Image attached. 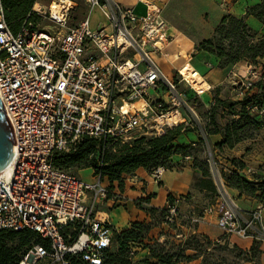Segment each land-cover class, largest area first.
<instances>
[{"label": "built area", "instance_id": "obj_1", "mask_svg": "<svg viewBox=\"0 0 264 264\" xmlns=\"http://www.w3.org/2000/svg\"><path fill=\"white\" fill-rule=\"evenodd\" d=\"M52 1L61 5L59 12L47 8L45 14L63 27L73 3ZM139 2L141 12L113 0H85L89 13L73 27L51 32L25 20L13 34L0 0V98L15 141L9 175L0 178V230L35 231L48 243L33 244L17 264H102L111 246L115 229L98 207L108 199L106 179L94 174L84 181L55 167L54 155L74 152L85 136L110 137L123 145L197 124L186 90L202 97L212 87L191 59L181 57L170 72L163 69L159 59L167 57L174 37L163 7ZM31 10L40 11L35 3ZM94 10L104 18L97 26L90 21ZM180 54L173 57L180 59ZM186 61L192 69L184 74ZM199 77L207 87L198 84ZM242 85L248 89L252 82ZM152 88L161 93L150 94ZM206 102L207 107L212 95ZM247 109L264 119V108L254 104ZM165 170L157 166L150 175L158 180ZM217 193L199 213L180 214V198L167 200L166 221L181 216L193 231L205 222L224 237L264 240V205L240 210L222 181Z\"/></svg>", "mask_w": 264, "mask_h": 264}, {"label": "trees", "instance_id": "obj_2", "mask_svg": "<svg viewBox=\"0 0 264 264\" xmlns=\"http://www.w3.org/2000/svg\"><path fill=\"white\" fill-rule=\"evenodd\" d=\"M36 2L37 0H2L5 9V21L13 34L18 32L25 20L33 24L40 21L41 16L31 10ZM246 16H252L264 24V0H259V3L248 6ZM196 50L216 57L218 59L216 66L221 69L239 62L255 65L260 58H264V36H258L257 32L245 22L243 17H236L228 13L222 16L212 35L196 46ZM254 85L260 88L261 94H264V77L255 82ZM186 94H188V100L195 97L193 93L186 92ZM237 103L240 104V107L236 111L233 110L234 103L228 104V102L222 101L218 88H215L212 102L207 107L204 104L208 108V128L206 132L207 134H219L221 136V140L214 143L218 148L223 146L231 148L234 143L238 142L240 139L238 133L245 123L264 125V119L257 115H251L247 109L248 106L254 104L264 108V103L251 97L248 98L247 95ZM218 108L227 109L230 114L238 115V118L220 127L215 119ZM240 123H244V125L242 126ZM186 131L190 130L183 127V125H179L159 136H141L134 139L130 144L123 145L110 137L98 139L85 136L74 152L56 154L52 157V163L55 167L67 171L72 168L77 171L91 168L94 174H100L107 179L110 189L113 188V183H116L117 187L122 189L124 176L133 173L138 168H143L149 172L157 166H164L166 169L172 168L174 163L171 161V157L178 154L183 155L188 149V146L184 144L175 143L176 138ZM199 140L202 141V138L200 137ZM233 163H236L238 169L242 170L244 166L242 162L233 160ZM192 167L201 172L197 190L200 192L207 190L215 192V186L209 177V170L204 166H199L195 161ZM225 182L229 188L237 190L240 195L264 199V176H254L250 180L244 178L238 171H231ZM257 192H260V195H257ZM167 199L171 201L172 197L168 196ZM140 202H147V200H140ZM145 211L147 213L154 211L165 213V209L154 207L145 209ZM149 229V224L134 221L121 232L114 230L111 246L104 250L102 264L126 263L127 252L126 248H122V246L125 247L126 242L129 241L134 242L143 239ZM197 237L192 235L190 240L184 243L185 247H180L183 250L190 248L200 251L203 246L200 245ZM204 238L207 240L206 244H211L207 236H204ZM222 240L226 241L227 238L224 237ZM115 242L120 245L115 251H112V244ZM192 242V246H187L191 245ZM33 244H41L44 247L48 245L47 241L35 231L26 229L19 232L0 230V264H17L21 256ZM23 247H25L24 250H22ZM256 247L257 242L252 241V246L247 253L252 254V256L255 255ZM152 251L149 257L156 259V262L148 264H176L183 260L189 262L196 258L193 255L184 254L182 251H179V254L165 251L163 247ZM241 253L243 252L240 251ZM252 256H248V259L254 261ZM244 257H247V255ZM201 264H207L206 260H203ZM210 264L218 263L210 262Z\"/></svg>", "mask_w": 264, "mask_h": 264}, {"label": "rangeland", "instance_id": "obj_3", "mask_svg": "<svg viewBox=\"0 0 264 264\" xmlns=\"http://www.w3.org/2000/svg\"><path fill=\"white\" fill-rule=\"evenodd\" d=\"M51 1L52 0H37V2L41 5L40 8H37L40 9L38 14L41 16L40 21L37 23V27L39 29L50 30L51 32H54L58 29L73 27L79 20L86 17V15H88L89 13L87 5L85 4V0H65L69 1L68 4H70L71 1V3H73V6L68 12L65 26L62 27L51 21L48 15L45 14V11L47 10L46 7H48ZM172 1L173 0H170V3L167 7L170 6ZM187 1L188 0H182V3L178 4L176 7L177 9H175V13L177 15L180 14L181 16V21L179 22V24L182 27H186L188 30H191L190 26L192 25V28L194 27V29H198L202 20H208V14L202 13L200 17L193 15L190 16L189 19L186 18V16L188 15V13H192L193 7H195L196 5L211 0H189V3H187ZM224 1L225 0H220V3L226 6V1L225 4L223 3ZM90 18L91 24H93L92 26H97V24H100L104 20L102 14L97 10H94L92 12ZM184 21L187 24H185ZM186 41L190 44L189 40L186 39L185 42ZM190 46L193 45L185 47V45L182 44L181 48L184 49H182L181 57L186 58L187 60L192 59L191 62L197 69V62H203V64L206 65L205 59H201L200 57H198L196 45H194L193 48ZM171 49L172 52L177 51L176 48ZM188 54H190L192 58H190ZM181 57L177 60L178 63L183 62ZM165 61L161 60L163 69L167 71L169 65ZM186 63L188 64V61L184 62V64ZM241 67L245 68L244 74L240 73V70L242 69ZM199 71L201 74H204L205 72L203 70ZM262 77H264V58H260L255 65L248 64L246 62H239L235 65L225 67L221 78L223 79V82L218 86L212 87L210 94L206 93L208 94L207 96L203 95L202 97L195 96L190 98L189 103L192 105L197 115V124L195 125L191 122V125H183V127L190 130L181 134V140L183 144L188 146V149L184 154L189 157L185 159V155L183 154L181 155V160L184 162H190L191 165L195 161L197 162V164H199V166L206 167L209 170V177L211 178V181L215 186V192H210L209 190L202 191V194L196 197V199H192L191 196L188 195L185 198V203L180 206V214H187L191 210L199 213L203 207L213 203L216 195L218 194L217 186H219L220 181L223 182L228 193L231 192L225 182V179L231 173V171H238L244 178L250 180L254 176H264V125H253L245 122L244 125V123H240V125L244 126L238 133L240 135L239 141L234 143L231 148L227 146L218 148L214 143H211V139L206 132L208 128V108H206L203 103L207 101L209 95H213V90H215V88H218L220 99L222 101L228 102V104L232 102L234 103L233 110L236 111L240 107V104L237 102L245 95H247L248 98L251 97L257 101H260L261 103H264V99H262L264 98V94H261L260 88L254 85V83L259 79H262ZM247 79L251 80L253 84L248 89L242 85V82H245V80ZM149 92L150 94L158 95L160 91L157 92L152 88ZM186 92L190 93L189 90H186ZM142 103L143 102H140L138 105H141ZM236 118H238V115L230 114L229 110L227 109L222 110L218 108V110L216 111L215 119L220 127L229 124L233 120H236ZM200 137L202 138V141L199 140ZM177 139L178 137L176 138V140ZM233 160H239L243 163L244 166L242 170L238 169V167L236 166L237 164L233 163ZM70 172L75 174L76 176L78 175L79 178L84 181H91L92 175L94 174H92L89 169H84L78 172L76 169L72 168L70 169ZM196 172L197 173L193 175L192 183L195 189L199 187V179L201 178V172L198 169H196ZM103 183L106 185L108 184L104 180ZM108 188V197L112 196L114 200L113 205L109 207V209H116L118 207L122 208L123 203L121 204L119 201L121 199L120 196L116 195L115 193L113 194L112 189H110V187ZM256 194L260 195V192H257ZM251 198L255 199L257 206L264 205V199H259L257 197ZM134 203L137 208H140L143 211H145V209L152 208L147 202L135 201ZM187 203H192L194 205L193 209H190ZM104 204L105 202L98 207L101 208ZM236 204L237 206H239L238 202H236ZM159 209L164 210V207ZM240 210L244 211V209ZM100 212H103L102 209L101 211H99V213ZM100 216L103 217L101 213ZM103 218L107 220L106 216H104ZM132 222L133 221H130L128 226L125 228H115L116 232H121L122 230L128 228ZM137 222H144L146 224H149L150 229L143 239L134 242L129 241L126 242L125 247L122 246V248H126L127 252V261L124 264H148L156 262V259H154L153 257H149V254L152 250H158L159 247H163L165 251L176 252L177 254H179V251H182L184 254L193 255L196 257L189 262L183 260L182 262L184 264H201L203 260H206L207 264H210V262H216L218 264H264V240L256 241L257 247L255 248V255L252 256V254L250 255V253H247V251L251 248L252 243L246 246L245 240H242L244 243L242 242L241 246H239L236 243H233V240H222L224 237H217L216 239L218 241H216L214 236H212L213 238L211 239L207 235L196 233L195 231H193L188 220L183 219L181 216L176 219L174 223H169L165 219L164 212L161 213L160 211H154L151 213H147V218L145 220ZM180 233H184V236L181 238L177 237V235ZM192 235L198 236L197 238L200 242V245L203 246L200 251L198 249L194 250L190 248H187L185 250L182 249V247H185L184 243L190 240ZM204 236H207L209 238L211 244H206L207 240L204 238ZM230 239L235 238L230 237ZM192 244L193 242L191 243V245L187 246H192ZM119 245L120 244L117 242L113 243L111 250L115 251L119 247ZM24 249L25 247H23L22 250ZM240 251H242L243 253L240 254ZM246 255L247 257H244ZM248 256H252L254 258V261L249 260ZM39 264L45 263L41 262Z\"/></svg>", "mask_w": 264, "mask_h": 264}, {"label": "crops", "instance_id": "obj_4", "mask_svg": "<svg viewBox=\"0 0 264 264\" xmlns=\"http://www.w3.org/2000/svg\"><path fill=\"white\" fill-rule=\"evenodd\" d=\"M125 7L134 8L135 11L141 12L143 7L139 0H113ZM154 3H157L163 7V16L168 22V33L174 37V42L166 49L167 57L160 58L161 60H167L168 70L166 72H170L172 65H179L180 63L173 57L175 53L178 51L181 52L179 57L182 55V44L186 46L189 45H198L202 40L209 38L215 26L219 23L220 19L224 14H232L236 17H243L245 22L257 32L258 36H264V24L259 22L252 16H246V9L248 6L255 5L259 3V0H225L226 6L218 1H206L202 4H198L193 7V11L191 14L188 13L186 18H190V16H199L203 14H208V20L200 22V26L198 29H194L191 27V30H188L186 27H182L179 22L181 21L180 14L175 13V9H177V5L182 3V0H173L169 7H167L170 3V0H150ZM190 1L188 0L187 3ZM99 13L100 11L97 10ZM171 14V15H170ZM185 22V21H184ZM185 24H187L185 22ZM93 25V24H92ZM189 36V37H188ZM190 38V39H189ZM189 40L190 44L185 42V40ZM192 40V41H191ZM183 42V43H182ZM193 46H190L193 48ZM189 47V48H190ZM171 48H176V52H172ZM188 48V49H189ZM174 50V49H173ZM190 58L191 55L188 54ZM198 57L201 59H205V64L203 62H197L198 70L205 71V78L211 87L218 86L223 82L222 75L223 69L219 68L217 65L218 59L213 55H210L206 52H198ZM192 60V59H191ZM166 62V61H165ZM175 62V63H174ZM177 62V63H176ZM192 63V62H191ZM193 64V63H192ZM208 64V65H207ZM162 65V62H161ZM210 94V93H209ZM208 94H206L207 96ZM210 95L207 99H209ZM207 103L206 101L203 102ZM211 139V143H216L221 140V136L219 134H208ZM176 144H183L181 140V135L178 136V139L175 141ZM171 161L174 163L173 167L170 169H166L161 177L158 180H154L150 175L149 171H146L143 168L136 169L133 173L124 176L123 178V186L122 189H119L116 183H113L112 193L120 196V203L123 205L122 208L118 207L116 209H109L114 203L113 197H108L105 201V204L99 208V211L102 216H106L107 220L103 218L108 225L115 228H125L128 226L130 221H143L147 218V213L140 208H137L135 205V201L147 200L149 206L154 208H162L165 207V203L168 200V196L172 198H180V206L185 203V197L190 195L192 199H196L202 193L195 189L192 185L193 183V175L196 174V168L192 167L190 162H184L181 160V155H173L171 157ZM89 169L92 174L93 170ZM84 169L78 170V172ZM94 174L92 175V177ZM107 181V179H106ZM109 184V183H108ZM229 188V187H228ZM231 192L229 194L234 197L235 202L239 203V209H244V211H250L257 206L255 199H252L250 196L240 195L237 190L229 188ZM190 209H193L194 205L192 203H187ZM186 205V206H187ZM125 206V207H124ZM184 207V206H183ZM122 209V210H121ZM193 211V210H191ZM243 211V210H242ZM194 231L196 233H201L209 236L211 239L212 236L215 237H224L222 231L217 228L214 224L209 223H199ZM229 236L227 240L236 243L241 246V243L245 240L246 246L250 245L252 241L247 239H230ZM243 240V241H242ZM244 243V242H243ZM176 264H184L183 262H179Z\"/></svg>", "mask_w": 264, "mask_h": 264}, {"label": "water", "instance_id": "obj_5", "mask_svg": "<svg viewBox=\"0 0 264 264\" xmlns=\"http://www.w3.org/2000/svg\"><path fill=\"white\" fill-rule=\"evenodd\" d=\"M15 144L11 124L6 116L5 108L0 98V172L5 170L10 164L13 151L12 146ZM0 181V192L3 190Z\"/></svg>", "mask_w": 264, "mask_h": 264}, {"label": "bare ground", "instance_id": "obj_6", "mask_svg": "<svg viewBox=\"0 0 264 264\" xmlns=\"http://www.w3.org/2000/svg\"><path fill=\"white\" fill-rule=\"evenodd\" d=\"M60 2L61 3H69V1H65V0H60ZM37 5H38V7H37ZM50 5H51L50 7L48 6L46 8H50L49 10H51L52 13L57 14L59 12L60 8H61V5L57 1H52L50 3ZM35 7L37 9V8H40L41 5L38 2H36L35 3ZM241 68L242 69L240 70V73L244 74L245 73V68L244 67H241ZM189 69H192V66L189 63L188 64L187 63L186 64H183L181 66V71L184 74H187V72H188ZM196 80L199 81L198 84L200 83V86L201 87H207L208 86V84H205V82L203 80H201L200 77L197 78ZM140 102H142V101H140ZM140 102H137L136 104L138 105ZM138 106H140V105H138ZM9 172L10 171H9V165H8V167L5 170H3L2 172H0V178H3V177L8 176L9 175Z\"/></svg>", "mask_w": 264, "mask_h": 264}]
</instances>
